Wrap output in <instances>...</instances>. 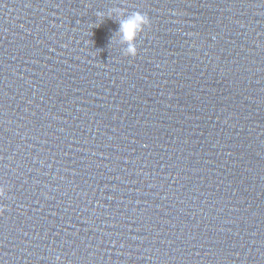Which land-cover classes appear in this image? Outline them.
<instances>
[{
	"label": "water",
	"instance_id": "95a60500",
	"mask_svg": "<svg viewBox=\"0 0 264 264\" xmlns=\"http://www.w3.org/2000/svg\"><path fill=\"white\" fill-rule=\"evenodd\" d=\"M0 187V264H264V0H0Z\"/></svg>",
	"mask_w": 264,
	"mask_h": 264
},
{
	"label": "clouds",
	"instance_id": "9594fccd",
	"mask_svg": "<svg viewBox=\"0 0 264 264\" xmlns=\"http://www.w3.org/2000/svg\"><path fill=\"white\" fill-rule=\"evenodd\" d=\"M99 15H103L102 13ZM150 24V19L147 15L140 12H134L130 16L119 20V43L126 45L124 52L126 55L136 56L138 49L136 46V39L138 35L143 32L145 26ZM5 196V188L0 187V197ZM2 211V210H0ZM60 257H57L59 260Z\"/></svg>",
	"mask_w": 264,
	"mask_h": 264
}]
</instances>
